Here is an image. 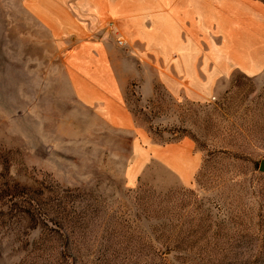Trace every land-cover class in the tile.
Masks as SVG:
<instances>
[{"label": "rangeland", "instance_id": "1", "mask_svg": "<svg viewBox=\"0 0 264 264\" xmlns=\"http://www.w3.org/2000/svg\"><path fill=\"white\" fill-rule=\"evenodd\" d=\"M97 2L0 0V264H264V64L199 98L130 79L137 130L199 157L187 183L157 160L130 181L135 128L78 102L64 67L82 39L136 66Z\"/></svg>", "mask_w": 264, "mask_h": 264}, {"label": "crops", "instance_id": "2", "mask_svg": "<svg viewBox=\"0 0 264 264\" xmlns=\"http://www.w3.org/2000/svg\"><path fill=\"white\" fill-rule=\"evenodd\" d=\"M125 39L124 63L136 65L118 75L113 46L78 40L64 54V67L77 101L114 127L135 128L130 181L157 160L190 181L199 157L186 140L159 145L134 126L124 102L130 79L161 81L172 96L199 98L234 71L254 74L264 64V2L261 0H98ZM121 62V61H120ZM138 64H150L144 75ZM145 79V80H144Z\"/></svg>", "mask_w": 264, "mask_h": 264}, {"label": "water", "instance_id": "3", "mask_svg": "<svg viewBox=\"0 0 264 264\" xmlns=\"http://www.w3.org/2000/svg\"><path fill=\"white\" fill-rule=\"evenodd\" d=\"M262 169H264V166H262Z\"/></svg>", "mask_w": 264, "mask_h": 264}]
</instances>
